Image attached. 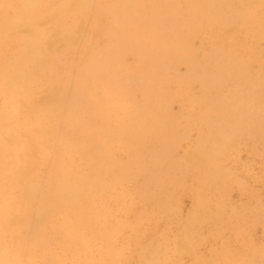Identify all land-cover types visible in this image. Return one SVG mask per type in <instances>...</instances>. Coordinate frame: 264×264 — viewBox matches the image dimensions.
<instances>
[{"label": "rangeland", "instance_id": "rangeland-1", "mask_svg": "<svg viewBox=\"0 0 264 264\" xmlns=\"http://www.w3.org/2000/svg\"><path fill=\"white\" fill-rule=\"evenodd\" d=\"M125 1L0 0V264H264V0Z\"/></svg>", "mask_w": 264, "mask_h": 264}, {"label": "bare ground", "instance_id": "bare-ground-1", "mask_svg": "<svg viewBox=\"0 0 264 264\" xmlns=\"http://www.w3.org/2000/svg\"><path fill=\"white\" fill-rule=\"evenodd\" d=\"M131 2H132V5L133 4H135V3H137L135 0H131ZM211 3H212V6H214L215 4H216V2L214 1V0H211ZM125 4H130V1H125ZM160 12V11H159ZM139 20H141V18H139ZM135 48V47H134ZM129 48L128 47H125V49H122V51H120V49H118L117 50V52H116V57H119L122 53H124V52H128L129 50H128ZM137 50H139V52L141 53V54H144V53H149L150 51H149V49H148V47L145 45V44H139V46L136 48ZM115 50V49H114ZM131 53V52H130ZM136 53H137V51H136ZM144 59V58H143ZM142 59V60H143ZM152 68V67H151ZM144 70V69H143ZM149 70V69H148ZM153 76H156V71H153ZM80 77V76H79ZM56 81V80H55ZM59 81V80H58ZM83 81V80H82ZM105 81V80H104ZM57 83V82H56ZM86 83V82H85ZM101 84V83H100ZM103 85V84H102ZM150 86H152V87H154L155 86V84L153 83L152 85L150 84ZM107 87V86H106ZM148 88V87H147ZM91 89V88H90ZM84 90V89H83ZM82 92V91H81ZM77 94V93H76ZM131 94V93H130ZM79 95V94H78ZM86 95V94H85ZM81 96V95H80ZM79 96V97H80ZM90 96V95H89ZM76 97V96H75ZM83 97V96H82ZM73 98V97H72ZM78 99V98H77ZM85 99V98H84ZM88 100V99H87ZM85 102V101H84ZM94 103V102H93ZM78 104V103H77ZM106 104V103H105ZM79 105V104H78ZM102 106H103V104H102ZM80 107V106H79ZM87 107V106H86ZM91 108H93V107H91ZM104 108V107H103ZM71 109V108H70ZM76 109H77V105H76ZM97 109V108H96ZM75 110V109H74ZM73 110V111H74ZM82 110H84V109H82ZM100 110H101V108H100ZM78 111V110H77ZM93 112V111H92ZM96 112V111H95ZM98 112V111H97ZM86 113V112H85ZM91 114H93V113H91ZM105 114V113H104ZM96 115V114H95ZM94 115V116H95ZM68 116H70V115H68ZM90 116V115H89ZM93 116V117H94ZM102 116V115H101ZM71 117V116H70ZM73 117V119H74V116H72ZM77 117V116H76ZM82 118V117H81ZM71 119V118H70ZM87 119V118H86ZM98 119V118H97ZM107 119H108V117H107ZM75 120V119H74ZM94 120V119H93ZM92 120V121H93ZM115 120V119H114ZM127 120H129V119H127ZM75 121H77V120H75ZM90 121V120H89ZM88 122V121H87ZM108 121H106V124L108 125V123H107ZM128 122V121H127ZM70 124H71V122H69ZM79 123V122H78ZM85 123V122H84ZM88 124V123H87ZM91 124H92V122H91ZM105 124V125H106ZM110 124V123H109ZM162 124V123H161ZM85 125V124H84ZM90 125V124H89ZM113 125V124H112ZM164 125V124H163ZM70 126V125H69ZM78 126H80V125H78ZM91 126V125H90ZM114 126V125H113ZM112 126V128H114ZM125 126V125H124ZM133 126V125H132ZM161 126V125H160ZM159 126V127H160ZM96 127V126H95ZM99 127V126H98ZM109 127V126H108ZM150 127V126H149ZM158 127V128H159ZM167 127V126H166ZM143 128V127H142ZM169 128V127H168ZM87 128H85V130H86ZM89 129V128H88ZM148 129V128H147ZM146 129V130H147ZM79 130V129H78ZM82 130V129H81ZM101 130V129H100ZM99 130V131H100ZM143 130V129H142ZM155 130V129H154ZM93 131V130H92ZM98 131V130H97ZM113 131V130H112ZM119 131V130H118ZM130 131V130H129ZM138 131V130H137ZM161 131H163V130H161ZM110 132V131H109ZM159 132V131H158ZM171 132V131H170ZM81 133V132H80ZM95 133V132H94ZM106 133H107V131H106ZM144 133H146V132H144ZM112 134V133H111ZM135 134V133H134ZM155 134H157V133H154V135ZM170 134V133H169ZM76 135V134H75ZM74 135V136H75ZM105 135V134H104ZM117 135V134H116ZM135 135H139V134H135ZM163 135V134H162ZM162 135H161V137H162ZM167 135V134H166ZM82 136V135H81ZM90 136V135H89ZM109 136V135H108ZM112 136V135H111ZM119 136V135H118ZM144 136V135H143ZM149 136V135H148ZM158 136H160V135H158ZM114 137V136H113ZM132 137V136H131ZM98 138V137H97ZM109 138V137H108ZM125 138H127V137H125ZM92 139V138H91ZM137 139V138H136ZM146 139V138H145ZM93 140V139H92ZM103 140V139H102ZM129 140V139H128ZM99 141V140H98ZM111 141V140H110ZM143 141V140H142ZM148 142V141H147ZM87 143V142H86ZM77 144V143H76ZM93 145V144H92ZM109 145V144H108ZM132 145V144H131ZM128 146V145H127ZM138 147V146H137ZM140 149V148H139ZM99 150V149H98ZM108 150V149H107ZM105 151V150H104ZM140 151V150H139ZM138 151V152H139ZM142 151V150H141ZM102 154V153H101ZM106 159V158H105ZM104 163V162H103ZM69 181V180H68ZM73 182V181H72ZM73 184V183H72ZM66 187V186H65ZM76 187V186H75ZM71 188V187H70ZM61 189V188H60ZM74 191H76V190H74ZM68 194V193H67ZM70 194V193H69ZM61 195V194H60ZM75 195V194H74ZM77 195V194H76ZM62 196V195H61ZM18 197H20V196H18ZM69 197V196H68ZM17 198V197H16ZM20 199V198H19ZM74 199V198H73ZM61 200V199H60ZM77 201V200H76ZM76 201H75V203H76ZM19 202V201H18ZM14 203V202H13ZM12 203V204H13ZM20 203V202H19ZM66 203V202H65ZM74 203V205H78V203L77 204H75ZM60 204V203H59ZM73 204V203H72ZM74 205H73V207H74ZM13 206H15V205H13ZM53 206V205H52ZM59 207V206H58ZM60 207H61V205H60ZM79 208V207H78ZM5 210V209H4ZM12 210V209H11ZM79 210V209H78ZM80 210H82V209H80ZM16 211V210H15ZM1 212V211H0ZM14 212V211H13ZM77 212V211H76ZM79 213V212H78ZM13 214V213H12ZM76 214V213H75ZM88 214V213H87ZM6 216V215H5ZM8 216V215H7ZM90 216V215H89ZM42 218V217H41ZM83 218H84V215H83ZM8 219V218H7ZM87 219V218H86ZM87 225V224H86ZM81 226H83V225H81ZM66 227V226H65ZM88 227H89V225H88ZM85 230V229H84ZM83 231V230H82ZM81 231V232H82ZM87 231V230H86ZM80 232V233H81ZM69 233V232H68ZM83 233V232H82ZM84 234H85V232H84ZM54 239V238H53ZM41 240V239H40ZM40 240H38L39 242H40ZM84 240V239H83ZM58 241V240H57ZM39 242H36V243H39ZM53 243V242H52ZM63 243V242H62ZM50 244V243H49ZM110 251V250H109Z\"/></svg>", "mask_w": 264, "mask_h": 264}]
</instances>
